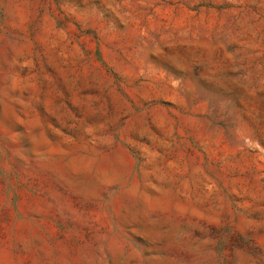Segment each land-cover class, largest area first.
<instances>
[{
	"label": "rangeland",
	"instance_id": "rangeland-1",
	"mask_svg": "<svg viewBox=\"0 0 264 264\" xmlns=\"http://www.w3.org/2000/svg\"><path fill=\"white\" fill-rule=\"evenodd\" d=\"M0 264H264V0H0Z\"/></svg>",
	"mask_w": 264,
	"mask_h": 264
}]
</instances>
